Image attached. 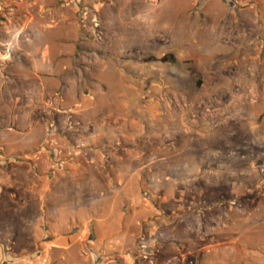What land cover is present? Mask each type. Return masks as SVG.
Listing matches in <instances>:
<instances>
[{"label":"rangeland","instance_id":"rangeland-1","mask_svg":"<svg viewBox=\"0 0 264 264\" xmlns=\"http://www.w3.org/2000/svg\"><path fill=\"white\" fill-rule=\"evenodd\" d=\"M40 36L50 42L64 38L75 47L73 54L55 59L73 68L66 73L79 78L76 94L92 96L77 130L102 131L96 139L106 135V147L112 144V149H145L142 159L152 164L154 178H140L139 207L122 202L120 211L127 217L122 224L137 210L141 224L148 225L129 233L134 238L122 253L112 241L107 263H102V250L90 247L89 236L81 234L82 226L74 230V245L58 248L59 234L74 233L60 231L59 219L47 210L44 215L42 206L65 201L56 208L59 223L76 228L71 214L79 201L73 190L60 199L55 190L47 194L43 187L27 186L15 172L25 167H0V264H185L181 255L186 264H210V259L211 264H233L231 235L220 230L238 218L246 223L244 213L253 209L264 224V0H0V65L4 57H16L18 42ZM62 88H54V99L62 97ZM50 105V111L59 106ZM0 113L1 123L14 111L0 101ZM72 125L55 116L46 127L54 133ZM18 126L20 131L28 127L22 120ZM70 135L64 132L73 142ZM12 141L8 136V144ZM157 147L159 152L151 154ZM67 152H50L48 167L34 173L44 170L56 183L62 172L54 160L64 159L67 167L72 159ZM193 174L197 180L188 186L186 178ZM177 179L176 196L189 207L187 217L182 216L185 207L157 194L165 182ZM73 180L74 175L67 176L68 186ZM54 183L45 186L56 188ZM198 213L205 218L201 225L195 221ZM176 215L181 240L172 246L168 222ZM187 225L200 230L185 239ZM220 240L224 244L218 247Z\"/></svg>","mask_w":264,"mask_h":264},{"label":"crops","instance_id":"crops-1","mask_svg":"<svg viewBox=\"0 0 264 264\" xmlns=\"http://www.w3.org/2000/svg\"><path fill=\"white\" fill-rule=\"evenodd\" d=\"M64 41L63 38V40L57 39L56 41L50 42L48 38H44L43 36L36 37L33 40L26 39L16 44V57L10 54V56L2 59V64L0 65V69H2V78H0V101L10 105L14 113L7 118L4 117V122L0 123V167L7 169L14 166L15 169L25 167L26 170L24 172H18V169L15 172L16 175L20 173L24 177L27 186H31V188L43 187L41 188L42 191L47 194L53 193L55 190V193L57 191L60 199L68 197L67 192L70 194L71 191L68 190L72 189L74 199L79 201V203L77 202L74 205V212L71 214L76 228L63 229L64 225L59 223L61 219L57 215L59 211L56 208L59 205L60 207H64L65 201L55 203V207H51L50 209L42 206L44 215L47 210L50 215H55L59 219L58 225L60 231L70 230L74 233L71 236L59 234L57 238L58 248L67 247L71 241H73L72 245H74L76 243V231L74 232V230L82 226L83 229H80L81 234L90 237H88L87 241L90 247L102 250V263H107L109 261L108 259H111L113 255L114 241H116L114 243L115 245L118 247L121 246L118 253H122L124 252L123 249L134 238L129 233L143 230L146 227L144 225H148V223L141 224V214L137 210L130 212L128 216L129 222L122 224V220L127 217L121 213L120 208L122 202L127 203L128 201L129 205L133 207L132 209L136 206L139 207L140 204L137 200L140 178L144 175H149L147 177L151 179L154 178V174L152 172V164L143 162L142 155L145 152L144 148L141 150L139 146L136 145L134 148L131 145V147L125 146L121 150L116 148L112 149V144L106 147V135L102 140H97L104 136L102 131L96 134L92 130L87 131L82 128L81 130H77L76 123L80 126L79 120L83 113L82 110L86 108V100L92 96L89 94V91H82L80 92L81 96H78L75 91V83L76 81L78 82L79 78L75 74L67 75L66 73V71L71 72L73 68L63 67L60 62H56L55 58H62L65 55L73 54L75 51L72 43L69 44L68 41L64 43ZM81 45H83V48H87L84 44H79V46ZM102 46L99 49H102ZM51 49H54V51L51 52ZM60 85H62V91L64 90V92L58 101V99H54L52 91L54 88L58 91ZM78 86L80 87V85ZM63 96H66L65 98L70 97L68 99L70 101L63 98ZM56 103L59 106L56 110L51 108L50 111V104ZM55 116L58 118L61 117V119L63 117L70 119L73 125L69 126L68 129L64 128V131L57 130L54 133L53 131H48L46 127L47 121L49 119L52 120ZM1 119L2 114L0 113ZM18 120L27 123V130L20 131ZM84 126L89 128L87 124ZM64 132L71 133L68 137H71L74 143L66 140ZM90 132L94 134L93 137H91ZM86 133H89L90 136ZM119 133L123 135L124 131L120 129ZM127 135L130 136V133L128 132ZM8 136L13 139L10 144H8ZM23 136L29 137L28 142L18 139V137L21 138ZM131 139H133L132 142H135L133 137ZM67 144L70 145L69 148H66ZM117 146V144L114 145V147ZM109 148L110 150H107ZM65 151H68L67 156L69 158L72 157V159L70 158L71 162L66 167L64 159L62 160L60 158L59 160V158H55L56 160L54 161L57 163L55 167L60 168L62 172L61 176L57 175L60 178L56 183H54L55 181L53 179L48 180L44 170L39 174L34 173V168L43 169L46 167L48 163L46 158L50 152H55V156H58L59 153ZM150 152L154 154L155 152H159V149L158 147L152 148ZM22 153L26 156H22ZM28 153H32V156L27 157ZM103 161L106 162L105 166L107 169L104 168ZM195 174L192 177L188 176L186 178L188 186L191 183L195 184L197 180ZM72 175H74V180L71 181L72 186H68L67 182L70 181H67V176ZM177 181L178 179L174 182H165L164 184H167V186L162 192L158 191L157 194H161L163 198L167 197L171 202H176L174 205L182 208L185 207L183 209V212H185L189 207L186 208L184 205L182 196H178V198L176 196L178 194L177 186L175 185ZM50 182L54 183V185L57 184V187L52 189L45 186ZM154 190L156 193V187ZM160 196L158 197L161 198ZM107 201H109L108 205H106ZM38 207L40 208V205ZM41 214L39 213L37 222L41 220ZM244 214L248 218V221L246 219V223L239 222L241 218H238V222L227 226L226 229L220 230L223 236L231 235L230 241L233 245L232 263L264 264V224L257 222V209L247 211ZM104 215L107 217L110 216V219L105 221ZM182 216L187 217L186 212ZM176 218L177 215L169 219L168 222V236L174 241L172 242V246L181 240L177 233L178 222ZM195 218V221L200 225L204 223L202 222L205 220L203 213H198ZM182 221L184 220L181 219L180 223ZM94 222L95 224L92 225ZM185 223H187L186 220ZM149 225L156 229L154 224L149 223ZM198 230H200V227L196 228L194 225L189 230V226L187 225L185 227L184 238L186 239L190 234ZM212 230H214L212 232H216L215 229ZM91 233L92 235L90 236L89 234ZM222 244L224 243L221 240L216 242V246L218 247ZM212 245L214 244L210 243L207 246ZM121 248L123 249L121 250ZM181 259L185 264L187 263L186 258L182 255ZM212 260L210 259V264L215 262ZM218 261L221 262V260Z\"/></svg>","mask_w":264,"mask_h":264}]
</instances>
